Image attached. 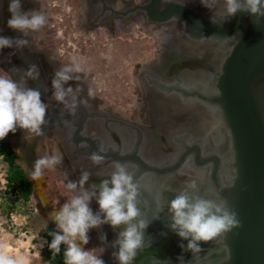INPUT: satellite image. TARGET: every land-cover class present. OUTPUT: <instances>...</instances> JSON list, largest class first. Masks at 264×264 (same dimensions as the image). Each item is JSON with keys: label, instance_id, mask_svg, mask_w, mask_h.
<instances>
[{"label": "flooded vegetation", "instance_id": "obj_1", "mask_svg": "<svg viewBox=\"0 0 264 264\" xmlns=\"http://www.w3.org/2000/svg\"><path fill=\"white\" fill-rule=\"evenodd\" d=\"M23 1L32 3L35 11H45L43 14L48 17L45 33L49 39L37 38L35 41L33 35L30 38L24 37L29 42L28 46L24 47L32 60L29 65L36 66L39 71V82L29 79L27 87L39 89L42 102L48 105L46 119L49 126L43 127L44 134L39 136L36 143L34 148L36 158L59 152L62 156V163L55 170H45L50 173L49 177L45 179L51 178L67 184L68 180L77 181L82 171H89L92 175L88 184L85 185L86 188H89L93 184L99 185L103 179L110 178V173L114 170V161L124 163L134 173L135 180L143 185L140 207L149 222V227L145 232L144 246L138 250L133 264H231L228 238L224 241L214 240L205 244L201 243V251L196 253L187 251L188 241L182 240L165 221L166 217L170 216L168 205L171 199L166 200L163 194L160 195L159 202L156 199L158 193L167 191L166 185L173 177L189 178V174L182 173L187 165H191L194 170L197 169L200 172H206L208 169V189L211 190H208V193H213L215 196L213 199L217 196L226 199L229 194L230 181H223L221 177L224 166L221 153L212 149L206 152L203 148L205 140L214 134L213 129H209L207 134L199 135L198 133L203 138L198 139V135H193L195 132H189L191 128H179L176 129L177 131L171 130L166 133L154 123L158 116L157 107L162 105L157 100L171 101L168 102L171 107L174 99L176 102L174 105L187 112L191 104L194 103L199 107L216 110L220 113V110H217L214 105L218 95H215V87L212 88V86L217 80L226 54L225 51L214 52L213 49L222 48L221 45L225 42L220 44L212 38L201 41L195 38L201 32L199 28L203 25L202 20H206L208 24L213 23L214 15L211 10L206 8L201 0H169L168 4H162V0ZM206 2H210V0H206ZM196 4L199 7H196ZM222 5L224 6L223 0H220L218 7H223ZM223 17L219 15L215 19L221 22ZM242 20L243 31L246 33L250 28V23L247 19ZM166 25L175 26L176 34L183 38L187 44L192 42L193 47L196 48L188 52H185L184 49L168 52L162 61L161 68L163 69L159 68L153 72L143 71L146 63L152 62L161 55L158 44L162 37L157 35L156 31H154V35L150 27ZM60 26L64 32L62 38L64 43L66 42L63 47L60 46L65 52L62 56L56 54L57 47L55 46V37L62 36L55 27ZM150 37L155 38L153 43H156V47L151 48L148 40ZM120 43L130 44V49L133 51L136 47L139 55H128L126 59L129 62H126L125 58L116 56L115 47ZM45 44L46 46L43 47L42 45ZM80 47L97 48L96 54L100 58L110 61L118 59L122 62L117 64L113 70L123 67L119 78L127 77L128 83L136 87V89L127 88L128 92L125 94L127 102L123 107L106 104L103 98L96 95L89 96L83 85L85 82L83 72L74 73L73 80L65 84V88L71 87L74 90L68 97L69 107H65L64 104L58 103L52 98V79L55 72L61 67L70 66L72 63L68 64L67 61L75 59L72 51ZM173 55L176 57L174 58ZM83 59L91 60L87 55ZM26 71L18 73V81ZM119 71L116 72L119 73ZM182 75L183 77L189 75L191 78L201 77L202 79L207 75L208 84L212 89L211 93L205 92L201 85H197L193 89L183 87ZM139 83L144 87L143 90ZM143 102L146 103L147 113L149 111L155 113L151 114L149 131L144 129V126L136 119L143 115L144 108L141 110L136 108ZM72 104L75 105L74 109L71 107ZM260 107L258 102V108ZM167 111L170 112V108ZM19 130L21 131V129ZM24 133L23 138L26 142H31V139L36 136ZM9 136L11 137L10 133ZM7 142L13 149L11 141ZM100 147L105 149L101 153L105 156V160L102 164L94 165L90 157L92 153L98 152ZM172 148L174 149L173 154ZM23 171L27 177L24 169ZM67 191L68 194L62 196L63 201L58 199L49 202L51 209L58 211L59 206H62L72 196L68 189ZM178 192H175L174 196ZM203 197L211 198V195L209 193ZM55 203L58 206H53ZM90 207L94 213L99 211V205L94 200ZM120 230H113L110 225L105 224L89 232V244L93 245L92 249H95V254H101L105 264H118L112 253L118 251V248L113 247V242L117 239ZM166 245L174 250L173 254L171 252L169 255L166 254ZM181 245H184L183 249ZM179 257H183V260L181 261Z\"/></svg>", "mask_w": 264, "mask_h": 264}, {"label": "clouds", "instance_id": "obj_2", "mask_svg": "<svg viewBox=\"0 0 264 264\" xmlns=\"http://www.w3.org/2000/svg\"><path fill=\"white\" fill-rule=\"evenodd\" d=\"M169 0H162L168 4ZM205 7H209L206 0H201ZM218 2V0H212ZM223 21L234 17L238 12L250 13L256 17L255 23L264 18V0H223ZM9 11L12 14L8 20V27L27 36L30 32H39L48 22V17L42 11H21V0H11ZM213 23L218 21L213 17ZM26 39H13L0 36V51L5 48H23L28 46ZM78 64L61 67L52 79V98L58 103L69 107L68 97L73 88H65V84L73 80V74L79 73ZM79 78V77H77ZM38 80L39 71L36 66H30L23 77L16 81L11 75L0 71V141L9 133L17 129L25 130L28 135H43V127L47 124L48 105L42 102L39 89L27 87V80ZM94 95L89 88V96ZM71 107L74 109L75 105ZM105 149L100 147L98 152L92 153L90 159L94 165L102 164L105 156L101 155ZM62 163L59 153L39 157L31 171L32 178L39 179L44 170H55ZM110 178L103 179L99 185L93 184L89 188L91 177L89 171H82L77 181L68 180L66 187L72 196L53 213V221L58 231L51 233L52 240L49 249L56 256L65 245L64 264H105L101 254H95V249L85 250L89 243V232L110 225L113 230L121 229L113 247L118 251L113 253L118 264H133L137 252L144 246L146 229L149 227L144 213L141 211V189L143 185L135 180V175L129 167L118 161L113 162ZM170 190V189H169ZM195 182L182 188L169 201L168 212L170 222L168 226L182 240L188 241L186 250L196 253L201 251V243L214 240L224 241L227 234L242 226L238 213L221 196L215 199L205 198L198 194ZM160 194L156 195L159 202ZM95 200L99 211L94 213L90 207ZM184 248V245H181ZM182 261L183 257H179ZM0 264H15V262L0 254Z\"/></svg>", "mask_w": 264, "mask_h": 264}, {"label": "water", "instance_id": "obj_3", "mask_svg": "<svg viewBox=\"0 0 264 264\" xmlns=\"http://www.w3.org/2000/svg\"><path fill=\"white\" fill-rule=\"evenodd\" d=\"M10 3L11 0H0V36L13 41L30 38L32 32L24 36L8 27L12 15ZM21 11L26 13L35 8L32 3L21 0ZM242 19L250 23L246 33ZM255 20L256 17L246 12H238L226 21L212 24L202 20L201 32L195 37L199 41L212 38L229 47L214 82L215 95H218L214 105L220 110L218 119L228 135L231 154L232 174L226 200L238 213L242 224L227 234L231 264H264V18L258 24ZM29 55L24 47L5 48L0 51V69L18 81V73L32 66ZM24 132L18 128L15 133H10V141L18 163L34 184L40 209L53 221L49 212L40 206L37 188L41 187L40 193L45 199L42 194L44 180L42 177L34 180L31 176L37 160L34 148L39 136L26 142Z\"/></svg>", "mask_w": 264, "mask_h": 264}, {"label": "rangeland", "instance_id": "obj_4", "mask_svg": "<svg viewBox=\"0 0 264 264\" xmlns=\"http://www.w3.org/2000/svg\"><path fill=\"white\" fill-rule=\"evenodd\" d=\"M46 27L47 26L45 25L43 27L44 29L42 28L38 33H32L33 40L36 41L37 38L49 39L45 33ZM55 29L62 35L55 37V46L57 47L56 54L62 56L65 52H63V49L60 46L63 47L66 43H64V39L62 38L64 37V32H62L61 26L57 28L55 27ZM152 33L155 35L154 31H152ZM153 39L155 40L153 37L148 39L150 41L151 48L156 47V43H153ZM42 46L45 47L46 44ZM130 47V44H118L115 47L117 50L115 55L125 58L124 60L129 62V60L126 59L128 55H139L136 47H134L135 52L131 50ZM96 51L97 48L94 47L89 49L86 47H80L79 49L72 51V55L75 59L73 61H67V63H72L71 65L78 64L80 66V72H83L85 75V82L83 85L86 87L87 93H89V88H91L94 95L99 98H103L106 104L123 107V105L127 102L125 98V94L128 92L127 88L132 87L136 89V87L128 83L127 77L119 78L123 67L121 69L113 70L117 64L122 63L121 61L118 59H113L112 61L102 59L98 56V54H96ZM151 54L153 53L151 52ZM85 55H87L91 60L86 61L83 59ZM109 55L111 56L112 54ZM0 71L2 70L0 69ZM116 71H119V73ZM139 86L142 88L140 83ZM11 139L12 138L8 135L4 140L10 141ZM38 155H40V152H38ZM4 169H6V163L0 159V174L4 172ZM49 175L50 173L44 170L42 177L44 180L42 194L45 199H43V196L40 193L41 187L37 188V190L39 192V196H41L40 206L46 209L53 219V213L55 210L50 208L49 202L58 199L63 201L64 199L62 196H66L68 191L65 187V182L51 178L46 180L45 178L49 177ZM31 184L32 195L27 203L19 201L15 202L10 196L4 201L3 197L0 195L2 198V201L0 202V254L11 258L15 264H48L44 263V260L37 255L39 251L41 252L46 242L43 237L45 227L49 225L54 227L56 226L55 223L45 215L43 210L40 209L39 199L34 193V184L32 182ZM53 187H55V189H53ZM53 206L58 205L55 203ZM60 207L61 206H59V208ZM83 247L85 250H92L93 245L88 243Z\"/></svg>", "mask_w": 264, "mask_h": 264}, {"label": "bare ground", "instance_id": "obj_5", "mask_svg": "<svg viewBox=\"0 0 264 264\" xmlns=\"http://www.w3.org/2000/svg\"><path fill=\"white\" fill-rule=\"evenodd\" d=\"M187 2V1H186ZM220 0H218V2H212V0H210L209 3V9L211 10V13L214 15V17H217L219 15L224 16V6L223 7H218ZM185 4V3H184ZM196 7H199L197 4L195 5ZM208 8V7H206ZM221 18V17H220ZM224 18V17H223ZM170 23V22H169ZM180 24V23H179ZM178 24V26H179ZM161 25V24H160ZM151 30L156 31L157 35H160L162 38L161 41L159 42V51L161 53V55L159 57H157L156 59H154L152 62L150 63H146L144 65V69L143 71H154L156 69H159L162 67V61L163 58L165 56H167L168 52L171 51H179V50H185V52L192 50L194 48H196L195 46L193 47V43L191 44H187L186 41L183 40V38H181L179 35L176 34L175 30L176 27L173 25H166L163 27H155L152 26L150 27ZM182 33V32H181ZM188 41V40H187ZM195 42V41H194ZM232 43V42H231ZM195 44V43H194ZM197 44V43H196ZM211 44V43H210ZM201 45V44H200ZM222 48L220 49H213L214 52L219 51H226L228 49V45L227 44H223L221 45ZM193 47V48H191ZM212 47V46H211ZM199 49V47H198ZM195 50V49H194ZM200 51V49H199ZM208 51V49H207ZM211 52V51H210ZM208 52V53H210ZM190 55V53H189ZM174 57V55H173ZM172 57V58H173ZM176 57V56H175ZM174 57V58H175ZM189 57V56H188ZM216 57V56H215ZM223 59V58H221ZM165 60V59H164ZM174 60V59H173ZM167 61V60H166ZM172 61V60H171ZM182 61V60H181ZM218 61V59H217ZM196 62V61H195ZM216 62V61H215ZM219 62V61H218ZM178 63V62H177ZM180 63V62H179ZM164 64V63H163ZM219 64V63H218ZM178 65V64H177ZM203 65V64H201ZM176 67V66H175ZM174 68V67H173ZM205 68V67H204ZM208 68V67H207ZM163 69V68H161ZM170 69V67H169ZM172 69V67H171ZM209 69V68H208ZM220 69V68H219ZM206 70V69H205ZM218 70V69H217ZM142 71V72H143ZM167 71V70H166ZM180 71V70H179ZM216 71V70H215ZM168 72V71H167ZM181 72V71H180ZM189 72V71H187ZM200 72V71H199ZM204 72V71H203ZM176 73V72H175ZM158 74V73H156ZM165 74L167 75V73L165 72ZM163 74V75H165ZM177 74V73H176ZM210 75V74H209ZM162 77V76H161ZM176 77V76H175ZM183 77V75H182ZM181 77V78H182ZM216 77V76H215ZM166 79V78H165ZM214 79V78H213ZM208 76H204L203 79L200 78H194V77H190L188 76H184L181 79V83H183V87H186L187 89H193L194 87H197V85H201L202 89L205 92H209L211 93L212 89L208 84ZM142 86V84H141ZM212 86V85H211ZM214 86H212L213 88ZM144 89V87H142V90ZM144 92V91H143ZM154 93V92H153ZM145 94V92H144ZM206 94V93H205ZM154 98V97H153ZM69 99V98H68ZM167 99V98H166ZM173 99V98H172ZM144 100V99H143ZM152 100V99H151ZM154 100V99H153ZM158 103L161 102L162 105H159L157 108L158 111H162L161 113L157 111L158 116H157V120H155V125L164 130L166 133H169L176 129L179 128H185L187 127L188 129L191 128V130H189V132L193 133V135L197 136L198 133L199 135H203V133H206L209 129H213L214 134L212 135V137H209L208 139L205 140L204 144H203V148L206 150H214L218 153H221L222 156V160H223V169L221 171V177L223 181H229V179L231 178V174H232V170H231V166H230V161H231V154H230V149H229V139H228V135L226 133V131L223 129L222 125L219 122L218 119V112H216V110H212V109H205L202 107H199L197 105H195L194 103L191 104V107L188 108V112L186 110H181L180 108L176 107L174 105L175 100L173 99V102L171 107H169L168 102L171 101H161V100H157ZM170 104V103H169ZM153 106V105H152ZM151 106V107H152ZM180 107V106H179ZM188 107V106H187ZM137 109L141 110V108L143 109V115L140 118H136L138 120V122L144 126V129L149 131L148 126L151 125V114H155L151 111H149V113H147V107H146V103L143 102V104H138L136 106ZM170 108V112H168L167 110H169ZM150 110V109H149ZM155 117V115H154ZM142 118V119H141ZM153 121V120H152ZM91 130V129H90ZM145 130V131H146ZM183 130V129H182ZM177 131V130H176ZM179 131V130H178ZM193 131V132H192ZM66 132V131H65ZM146 133V132H145ZM207 134V133H206ZM205 134V135H206ZM94 135V134H93ZM192 135V136H193ZM198 135V136H199ZM151 136V135H150ZM161 136V135H160ZM165 136V135H164ZM207 136V135H206ZM149 137V136H148ZM147 137V138H148ZM158 137V136H156ZM166 137V136H165ZM168 137V136H167ZM205 137V136H204ZM192 138V137H191ZM195 138V137H193ZM197 138V137H196ZM199 138H202V136H199ZM197 139V140H198ZM203 139V138H202ZM61 140V138H60ZM160 141V139H158ZM147 142V141H146ZM202 142V141H201ZM166 143V142H165ZM168 143V141H167ZM149 145V144H148ZM170 146V145H169ZM149 147V146H148ZM58 149V148H57ZM155 149V148H154ZM201 149V148H200ZM150 150V149H149ZM203 150V149H202ZM148 151V149H147ZM172 154L174 152V149L172 148ZM152 152V151H151ZM155 152V151H154ZM60 153V152H59ZM159 153V152H158ZM146 154V153H144ZM207 154V153H206ZM155 155V153H154ZM215 155V154H214ZM218 156V155H217ZM80 159V158H79ZM220 159V158H219ZM173 161V160H172ZM88 162V161H87ZM89 163V162H88ZM82 165V163H81ZM84 165V164H83ZM184 165V164H183ZM71 166V165H70ZM201 169V168H199ZM208 171V169H207ZM200 172L197 171V169L194 170V168L191 165H187L185 167V169L182 171V173L185 175L186 173L189 174V178H180V177H173L172 179L169 180V182L166 185V189L167 191H160L161 193H159L160 195L163 194L166 200L168 199H173V196L175 194V192L180 191L182 188L186 187L188 184H190L191 182H195L198 186L199 192L198 194L203 196V195H208L210 193L211 198L213 199L215 196H213L212 192L208 193V187H209V182L207 179V174L208 172ZM220 175V174H218ZM71 177V176H70ZM167 177V176H166ZM167 180V179H166ZM148 181V180H147ZM170 189V190H169ZM211 191V190H210ZM216 192V191H215ZM161 197V196H160ZM210 197V196H209ZM210 198V199H211ZM95 201V200H94ZM166 205V204H165ZM171 217L168 216L166 217L165 221L167 223L170 222ZM107 235V234H106ZM115 235V234H114ZM108 237V236H107ZM109 238V237H108ZM107 245V244H106ZM161 250V249H160ZM173 251L169 245H166V249L165 252L167 255L169 254H173ZM163 252V251H162ZM171 252V253H170ZM113 254V253H112ZM108 255V254H107ZM111 255V254H110ZM176 255V253H175ZM113 258V257H112ZM111 260V259H110ZM111 262V261H110ZM115 262V261H113ZM117 262V261H116ZM107 263V262H106ZM111 264V263H110Z\"/></svg>", "mask_w": 264, "mask_h": 264}, {"label": "trees", "instance_id": "obj_6", "mask_svg": "<svg viewBox=\"0 0 264 264\" xmlns=\"http://www.w3.org/2000/svg\"><path fill=\"white\" fill-rule=\"evenodd\" d=\"M0 159L6 163L5 173V190L3 192V200H7V197H12L15 202L19 201L27 203L32 195V184L26 177L23 169L17 163V159L10 144L3 140L0 141ZM2 198L0 197V202ZM58 231L54 226H46L43 232V237L46 242L41 250L40 255L42 259L48 264H64V251L65 245H61V251L58 255L54 256L49 249V244L52 240L51 233Z\"/></svg>", "mask_w": 264, "mask_h": 264}, {"label": "crops", "instance_id": "obj_7", "mask_svg": "<svg viewBox=\"0 0 264 264\" xmlns=\"http://www.w3.org/2000/svg\"><path fill=\"white\" fill-rule=\"evenodd\" d=\"M5 172H6V169H4V172H2L0 174V195H3V190H5V184H6ZM40 253L41 252L39 251L37 256L41 257V259H42V256L40 255ZM36 260H37V258H36ZM44 263H47V262L44 261ZM38 264H40V263H38Z\"/></svg>", "mask_w": 264, "mask_h": 264}]
</instances>
